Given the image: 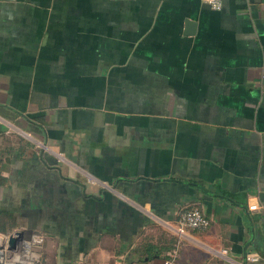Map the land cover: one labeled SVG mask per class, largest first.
Returning a JSON list of instances; mask_svg holds the SVG:
<instances>
[{"label":"crops","instance_id":"0c3cea01","mask_svg":"<svg viewBox=\"0 0 264 264\" xmlns=\"http://www.w3.org/2000/svg\"><path fill=\"white\" fill-rule=\"evenodd\" d=\"M251 202L264 0H0V231L41 264H264Z\"/></svg>","mask_w":264,"mask_h":264},{"label":"built area","instance_id":"2783aa9c","mask_svg":"<svg viewBox=\"0 0 264 264\" xmlns=\"http://www.w3.org/2000/svg\"><path fill=\"white\" fill-rule=\"evenodd\" d=\"M211 8H219L222 0H202ZM257 207L264 209V203L251 202L247 208L254 210ZM177 229L181 231L184 227L191 229L204 228L208 225V219L196 207L185 208L177 217ZM17 230V229H15ZM14 231V230H12ZM12 231H0V264H41L40 247L42 236L39 233L22 234L16 239L14 246L9 247L8 235ZM248 259H256L250 256ZM162 264H172L171 259L164 258Z\"/></svg>","mask_w":264,"mask_h":264},{"label":"water","instance_id":"95a60500","mask_svg":"<svg viewBox=\"0 0 264 264\" xmlns=\"http://www.w3.org/2000/svg\"><path fill=\"white\" fill-rule=\"evenodd\" d=\"M21 235V231L20 230H14L11 233H9L8 235V245L9 247H13L14 243L16 241L17 238H19Z\"/></svg>","mask_w":264,"mask_h":264}]
</instances>
